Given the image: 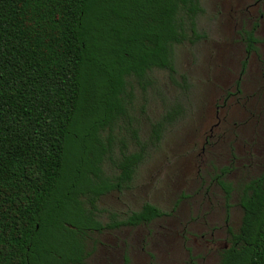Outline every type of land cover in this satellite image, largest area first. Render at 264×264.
I'll return each mask as SVG.
<instances>
[{
	"label": "trees",
	"instance_id": "trees-1",
	"mask_svg": "<svg viewBox=\"0 0 264 264\" xmlns=\"http://www.w3.org/2000/svg\"><path fill=\"white\" fill-rule=\"evenodd\" d=\"M203 11L201 0H0V264H85L86 233L104 226L98 196L131 181L145 156L143 145L123 153L110 181L104 138L127 115L132 79L175 72L174 47L200 37ZM257 40L245 31L249 52ZM178 115L153 123L154 142ZM240 205L220 264H264V171ZM164 214L146 202L128 221Z\"/></svg>",
	"mask_w": 264,
	"mask_h": 264
},
{
	"label": "rangeland",
	"instance_id": "rangeland-1",
	"mask_svg": "<svg viewBox=\"0 0 264 264\" xmlns=\"http://www.w3.org/2000/svg\"><path fill=\"white\" fill-rule=\"evenodd\" d=\"M201 3L200 37L175 45V72L154 69L142 83L132 79L127 115L104 138L110 181L123 153L143 145L145 156L131 181L98 196L97 219L120 221L146 202L165 212L151 224L104 230L114 247L125 240L129 264H220L216 245L193 235L213 233L223 246L227 226H241L245 184L264 171V0ZM256 25L260 42L248 53L244 32ZM175 107L178 117L154 142L153 123ZM218 179L231 185L229 199Z\"/></svg>",
	"mask_w": 264,
	"mask_h": 264
},
{
	"label": "flooded vegetation",
	"instance_id": "flooded-vegetation-1",
	"mask_svg": "<svg viewBox=\"0 0 264 264\" xmlns=\"http://www.w3.org/2000/svg\"><path fill=\"white\" fill-rule=\"evenodd\" d=\"M257 27H258V25H256V27L250 29V30L254 31L255 36H256ZM245 31H247V30H245ZM257 39L258 40L256 42V49L249 52L248 47H247L246 51L248 53H252V52L257 51V44L260 42L258 37H257ZM244 40H245V32H244ZM161 217H158V218H161ZM128 218H129V214H126L125 216H123V218L120 221L115 222V224H116L115 226L110 227L107 224H105L101 229L90 230V231H88V233H86L87 240L85 242V249H86V251H88V253H87V256L85 257V264H129V260L126 256V249H125V247H126L125 243L126 242H125V240H123V242H122V244H123L122 248L114 247L115 241L113 240L112 237H109L108 236L109 233L104 231V230L105 229H120V228L124 229L128 226H138L141 224H144V225L145 224H151L158 218H156V219H154L148 223L143 222V223H139L137 225H134V224L131 225L128 221ZM112 222H114V219ZM227 229H228V232L230 234V239L226 238L223 246L220 243H218V241L216 244L214 243L215 241L213 238V236H214L213 233L208 235V236L203 234L200 237L193 235V239H195L196 241L199 239H202V240H205V243L207 245H211V244L216 245V250H217V252H219L220 258H221V253L223 252V250L230 246L231 237H232V234L234 233V231H232V229L229 226H227ZM91 234H97L99 239L97 237H92ZM190 263L191 264H199V263H201V261L198 260L195 263L194 260H192Z\"/></svg>",
	"mask_w": 264,
	"mask_h": 264
}]
</instances>
